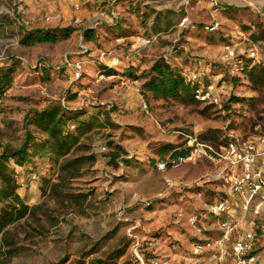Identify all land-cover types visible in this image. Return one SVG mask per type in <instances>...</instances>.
<instances>
[{"label":"rangeland","instance_id":"374dc122","mask_svg":"<svg viewBox=\"0 0 264 264\" xmlns=\"http://www.w3.org/2000/svg\"><path fill=\"white\" fill-rule=\"evenodd\" d=\"M263 27L264 0H0V67L14 68L0 103V153L21 144L34 110L56 102L111 110L85 140L96 161L65 192L47 189L58 169L51 159L12 161L19 193L44 208L16 228L21 249L0 264H264V213L245 210L232 189L239 166L210 151L159 165L177 149L200 143L225 154L233 142L252 146L264 173V84L243 71L264 67ZM66 29L57 42L23 41L28 30ZM160 57L212 83L214 97L185 102L145 90Z\"/></svg>","mask_w":264,"mask_h":264},{"label":"trees","instance_id":"16d2710c","mask_svg":"<svg viewBox=\"0 0 264 264\" xmlns=\"http://www.w3.org/2000/svg\"><path fill=\"white\" fill-rule=\"evenodd\" d=\"M262 29L264 32V27ZM95 35L94 30L84 29L86 40H94ZM69 36L70 30L68 29L63 35L56 32L28 30L23 41L27 45H35L57 42ZM108 70L110 73L113 72L111 69ZM243 71L252 82L264 84V67L257 64H246ZM129 75L136 79L139 78L133 71H130ZM13 82L14 68L0 67V103ZM209 85L212 83L204 84L200 78H190L175 68L165 57H160L151 65L143 88L164 99L203 102L206 100L199 99L197 95L199 90L202 88L207 90ZM110 120L111 110H106L99 115L89 113L83 108L74 110L56 102L43 109L34 110L26 120L21 144L16 147L8 146L0 153V203L2 204L0 209V263H7L21 249L15 232L16 228L44 208L43 203L29 204L19 193L21 183L12 161L15 165L24 168L27 161H32L34 157L51 159L58 169L56 181L49 180L47 189L55 194L65 192L67 182L79 177L86 167H90L96 161L94 153L86 152L89 147L85 140L94 130L106 126ZM229 144L227 142V145ZM192 149L193 146H189L173 151V160L167 162V165L170 166L174 161L189 156ZM111 156L115 160L119 153L112 152ZM115 253V256L120 257L124 254V249L117 250Z\"/></svg>","mask_w":264,"mask_h":264},{"label":"built area","instance_id":"2783aa9c","mask_svg":"<svg viewBox=\"0 0 264 264\" xmlns=\"http://www.w3.org/2000/svg\"><path fill=\"white\" fill-rule=\"evenodd\" d=\"M213 5L219 7V0H210ZM214 28V27H212ZM81 65L77 67V74L80 75ZM214 85H209L207 90L202 88L199 90L197 97L201 100H209L214 97ZM207 150L204 149V146L198 143L192 149L189 156L181 158V160H193L197 155L201 153H206L210 151L215 153L220 158L227 159L231 162V165L234 167L239 166L241 169L240 175H238L233 182L232 189L239 193L243 198V207L245 210L252 208L256 213L262 211L264 213V173L257 171L256 169V157L258 152L254 151L252 146L241 148L236 143H230L227 146L226 153H219L213 151L209 146H205ZM264 154V152H263ZM175 162V161H174ZM159 165L164 167L167 165V162L162 160ZM259 196V203H255L254 199ZM225 206L223 203L214 207V212L224 211ZM243 247L240 246L237 250L240 252ZM254 260V258H251Z\"/></svg>","mask_w":264,"mask_h":264}]
</instances>
